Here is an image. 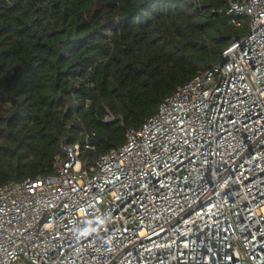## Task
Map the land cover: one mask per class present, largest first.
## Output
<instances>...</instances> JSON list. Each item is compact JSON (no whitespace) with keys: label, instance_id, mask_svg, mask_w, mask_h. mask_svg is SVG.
Wrapping results in <instances>:
<instances>
[{"label":"built area","instance_id":"2783aa9c","mask_svg":"<svg viewBox=\"0 0 264 264\" xmlns=\"http://www.w3.org/2000/svg\"><path fill=\"white\" fill-rule=\"evenodd\" d=\"M226 13L247 32L122 145L0 185V264H264V0Z\"/></svg>","mask_w":264,"mask_h":264},{"label":"trees","instance_id":"16d2710c","mask_svg":"<svg viewBox=\"0 0 264 264\" xmlns=\"http://www.w3.org/2000/svg\"><path fill=\"white\" fill-rule=\"evenodd\" d=\"M229 1L0 0V185L53 174L64 142L122 145L247 32Z\"/></svg>","mask_w":264,"mask_h":264},{"label":"rangeland","instance_id":"374dc122","mask_svg":"<svg viewBox=\"0 0 264 264\" xmlns=\"http://www.w3.org/2000/svg\"><path fill=\"white\" fill-rule=\"evenodd\" d=\"M247 26H248V20H247Z\"/></svg>","mask_w":264,"mask_h":264}]
</instances>
